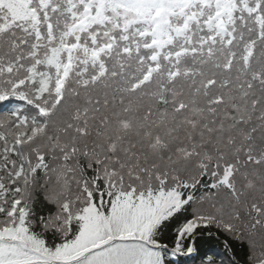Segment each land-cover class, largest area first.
Listing matches in <instances>:
<instances>
[{
	"label": "snow or ice",
	"instance_id": "1",
	"mask_svg": "<svg viewBox=\"0 0 264 264\" xmlns=\"http://www.w3.org/2000/svg\"><path fill=\"white\" fill-rule=\"evenodd\" d=\"M0 264H264V0H0Z\"/></svg>",
	"mask_w": 264,
	"mask_h": 264
}]
</instances>
